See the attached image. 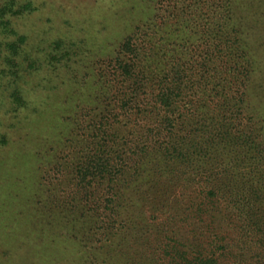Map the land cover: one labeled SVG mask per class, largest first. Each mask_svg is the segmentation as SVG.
<instances>
[{"label":"trees","instance_id":"1","mask_svg":"<svg viewBox=\"0 0 264 264\" xmlns=\"http://www.w3.org/2000/svg\"><path fill=\"white\" fill-rule=\"evenodd\" d=\"M258 1L153 0L102 62L95 99L82 78L74 101L94 103L74 123L83 136L41 156L30 202L39 263L264 264ZM25 45L0 42L15 80ZM67 45L56 40L48 54L75 63Z\"/></svg>","mask_w":264,"mask_h":264},{"label":"rangeland","instance_id":"2","mask_svg":"<svg viewBox=\"0 0 264 264\" xmlns=\"http://www.w3.org/2000/svg\"><path fill=\"white\" fill-rule=\"evenodd\" d=\"M27 4L31 9L18 10ZM253 5L264 26V0ZM152 8L153 0H0V42L24 38L28 54L15 80L5 73L11 63L6 64V51L0 49V264H41V250L35 246L39 225L30 204L42 176L41 156L59 145L67 149L72 135L83 136L74 123L87 118L81 105L90 108L94 103L74 101L76 92L82 94V78L89 76V100L95 99L103 88L96 83L102 62ZM11 29L16 34H10ZM56 40L73 46L78 53L75 63L65 65L48 54ZM44 264L55 263L47 259Z\"/></svg>","mask_w":264,"mask_h":264}]
</instances>
